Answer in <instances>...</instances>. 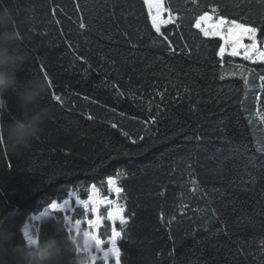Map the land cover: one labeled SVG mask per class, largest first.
I'll return each instance as SVG.
<instances>
[{
  "label": "trees",
  "instance_id": "1",
  "mask_svg": "<svg viewBox=\"0 0 264 264\" xmlns=\"http://www.w3.org/2000/svg\"><path fill=\"white\" fill-rule=\"evenodd\" d=\"M167 2L182 17L178 29L162 28L175 54L152 29L142 0H0V11L15 17L18 47L27 58L16 73V90L45 72L53 82L42 101L52 118L31 148L13 154L6 137L0 144V231L14 233L8 264H16L13 249L31 247L20 225L36 224L34 240L65 241L71 235L62 213L38 222L30 217L69 192L86 198L93 183L105 185L109 176L123 188L118 203L128 221L118 242L122 264H264V179L258 167L264 156L255 151L256 140L264 141V123L255 117L256 95L264 111L258 78L264 65L245 67L255 70L245 98L239 60L226 57L221 69L217 41L191 27L209 5L259 24L264 5ZM53 92L63 104L51 100ZM5 100L0 120H22L13 90ZM196 133L202 141L187 139ZM56 224L64 227L62 234ZM103 225L105 239L111 225Z\"/></svg>",
  "mask_w": 264,
  "mask_h": 264
},
{
  "label": "snow or ice",
  "instance_id": "2",
  "mask_svg": "<svg viewBox=\"0 0 264 264\" xmlns=\"http://www.w3.org/2000/svg\"><path fill=\"white\" fill-rule=\"evenodd\" d=\"M191 3L199 6L198 0H191ZM260 3L264 5V0H260ZM143 4L147 8V15L151 22L152 29L158 36H163L165 41H169V54H175L177 50L171 43L169 36L162 32V26L174 24L178 29L180 24L177 23V21L182 19V17L173 13L171 5L167 0H143ZM236 6L238 7L239 4L237 3ZM207 7L210 10L201 11L198 15L194 16L191 27L198 30L203 38L207 40L215 39L217 41L215 55L219 57L218 63L220 68L223 69L225 67L226 57H240L242 60L248 61L251 64L264 65V8H262L260 13V23L257 24L255 21H248L246 15L239 18L235 16L229 17L220 10L219 5H209ZM165 14H167L166 18ZM57 23H59V21H57ZM80 27L84 28L85 24L81 23ZM245 41L248 42L245 43ZM185 48H187V45H185ZM236 67L244 69L243 72L239 73V76L243 81L245 98H247L250 88L249 75L255 70L245 68L242 64L236 65ZM40 70L41 72L44 71L43 65H41ZM232 75L235 76L237 73L233 72ZM43 78L47 80L48 86L51 88L53 82L48 79V74L46 72ZM219 78L221 80L225 79V73L223 71H221ZM258 78L260 81L259 89L264 93V74H260ZM158 95L162 96L163 94L158 93ZM51 100L57 101L60 104L64 102L62 97L54 92L51 94ZM255 100L257 103L255 117L258 118L261 123H264V111H261L260 108L261 96L256 95ZM149 111H151V109H149ZM87 119L92 120L93 118L88 116ZM150 122L155 124V117H151ZM248 122L251 124L252 118H249ZM111 127L115 129L117 125L112 123ZM219 131L223 133L224 129L221 128ZM123 134L125 136L128 135L127 133ZM221 138L226 139L227 137L223 136ZM140 139L143 140V137H140ZM187 139H193L199 142L203 140V136L200 133H196L193 136L187 137ZM131 142L135 144L136 140H132ZM246 147L247 146H245V148ZM255 151L264 156V141L259 139L256 140ZM9 167H11V165H9ZM258 167L262 173L261 178L264 179V163H261ZM117 175L119 176V173H117ZM255 182V178H253L252 183L255 184ZM192 183L195 185L196 181H192ZM107 185L108 193H115L117 199H110L109 195L102 193L97 185L93 183L87 190V199H81L79 195L69 192V199H64L62 202L52 199L42 212H39L38 215H33L30 220L41 221L44 218L54 219V213H65V215H63V221L68 228L69 235L78 233L80 229L83 228L86 230V235L92 239L94 243V248L92 249L93 264H122V250L118 246V242L122 239L123 228L128 223L124 215V207L118 203L123 188L118 186L116 180L111 176L107 179ZM73 195H75V207H73V201L71 199ZM103 207H107L106 216L101 212ZM77 209L83 210L81 218L68 214L76 212ZM163 219V215H161V220ZM105 221L111 224V234L107 241L100 235L101 226ZM117 221L119 222V230ZM25 235H28L27 231H25ZM33 242L34 240H30V243ZM262 243H264V241H262Z\"/></svg>",
  "mask_w": 264,
  "mask_h": 264
},
{
  "label": "clouds",
  "instance_id": "3",
  "mask_svg": "<svg viewBox=\"0 0 264 264\" xmlns=\"http://www.w3.org/2000/svg\"><path fill=\"white\" fill-rule=\"evenodd\" d=\"M20 39L13 14L6 10L0 11V112L7 110L5 96L9 90H13L17 106L23 113L22 120L13 118L11 123L0 120V144L5 143L6 137L8 150L13 154L27 152L33 140L42 134L44 125L52 118L51 109L42 104L49 88L45 78L29 80L16 90V73L27 62L18 47ZM19 230L27 231L33 237L37 234L36 224L32 222L20 225ZM63 232L64 227L56 224V234ZM13 237L11 230L0 231V264H8L7 246ZM93 248L92 239L82 228L63 242L56 236L34 240L31 247L18 246L12 254L16 257V264H93ZM66 254H70V261H66Z\"/></svg>",
  "mask_w": 264,
  "mask_h": 264
},
{
  "label": "rangeland",
  "instance_id": "4",
  "mask_svg": "<svg viewBox=\"0 0 264 264\" xmlns=\"http://www.w3.org/2000/svg\"><path fill=\"white\" fill-rule=\"evenodd\" d=\"M143 1V0H142ZM147 9V8H146ZM166 16H167V14H165V18H166ZM151 23V22H150ZM166 25H164V26H162V28L163 27H165ZM248 41H245V43H247ZM229 58H232V59H235V60H239V62H235V63H237L238 65H244V67H246L247 65H249V66H251V65H256V64H251L250 62H248V61H244V60H242L240 57H229ZM249 68V67H248ZM97 187L101 190V192L102 193H104V194H106V195H109V198L110 199H117L116 198V196H115V193H111V194H109L108 193V185H107V180H106V182H105V185H102V184H99V185H97ZM72 193H74V192H72ZM75 194V193H74ZM76 195V194H75ZM75 195H73L72 196V201H73V207H75V204H74V201H75ZM65 199H69V195L65 198ZM81 199H87V197L86 198H81ZM64 200V199H63ZM63 200H61L60 202H62ZM120 204V203H119ZM44 210V209H43ZM42 210V211H43ZM41 211V212H42ZM101 212H102V214L103 215H105L106 216V214H107V207H103L102 209H101ZM39 213H37V214H35V215H38ZM69 215H73V216H75V217H77V218H81L82 217V214H83V210L82 209H77V211L76 212H73V213H68ZM62 215H65V213H62ZM90 215V214H89ZM32 217V216H31ZM31 217H30V219H31ZM45 219V218H44ZM33 222H38V221H33ZM105 222H107V223H109L110 224V222H108V221H105ZM117 224H119V222L117 221ZM111 225V224H110ZM102 226H104V225H102ZM101 226V227H102ZM22 234H23V237H24V239H25V242H26V244L28 245V246H31L32 245V243H30V240H34V238L30 235V233H28V235L26 236L25 235V232H23L22 231ZM74 234V233H73ZM109 238V236H107L104 240L105 241H107V239Z\"/></svg>",
  "mask_w": 264,
  "mask_h": 264
}]
</instances>
